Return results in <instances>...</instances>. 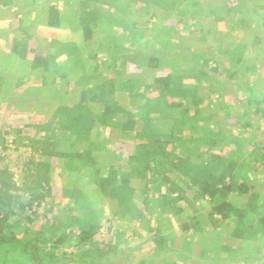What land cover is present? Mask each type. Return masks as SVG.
Here are the masks:
<instances>
[{"label": "trees", "instance_id": "obj_1", "mask_svg": "<svg viewBox=\"0 0 264 264\" xmlns=\"http://www.w3.org/2000/svg\"><path fill=\"white\" fill-rule=\"evenodd\" d=\"M76 1L82 9L75 17L65 18L57 3L45 0L40 12L35 7L33 19L44 28L78 30L80 43L31 33L22 18L30 16L26 13L17 19L11 39V53L43 71L42 84L50 87L56 107L39 127L56 131L59 139L36 136L25 143L28 152L17 154L15 170L8 153L18 145L11 147L0 127V264H264V191L259 185L264 135L256 134V121L245 119L250 108L264 117L263 92L252 79L245 80L247 73H260L264 63L259 47L264 0ZM11 3L0 0V8ZM135 5L140 8L136 13L148 15L151 27L140 24L141 16L127 20ZM177 24L203 42L190 52L192 59L213 63L214 70L223 66L229 78L242 83L234 98L242 105L237 111L220 102L207 121L198 123L199 105L209 99L197 95V86L184 73L161 69L158 52L166 45L161 35ZM116 27L128 32L127 42L113 32ZM225 29L236 31L227 43L221 41ZM143 30L156 40L144 39L141 50L144 45L137 40ZM117 48L125 52L115 59ZM254 51L261 61L252 57ZM24 78L22 72L9 78L0 68V106L22 108L18 103L25 100H10L9 94ZM260 80L264 86V77ZM103 128L115 132L119 142L114 147L106 135L94 134ZM124 135L134 140L126 159L118 152ZM57 167L75 175L74 181L57 183ZM82 178L114 201L111 216L99 218ZM152 187L161 189V206L181 217L177 237L150 218ZM199 199L209 205L206 225L188 211ZM121 219L131 226L115 228ZM223 223H228L229 241L216 232ZM127 230L131 251L146 244L150 255L113 259L114 234ZM205 232L208 237L196 239Z\"/></svg>", "mask_w": 264, "mask_h": 264}, {"label": "rangeland", "instance_id": "obj_2", "mask_svg": "<svg viewBox=\"0 0 264 264\" xmlns=\"http://www.w3.org/2000/svg\"><path fill=\"white\" fill-rule=\"evenodd\" d=\"M44 1L45 0H12V3L10 5L0 8V68L6 71L9 78H11L12 74L15 73L20 74L22 72L23 75H26V79L24 78L25 80L22 82V84H20L19 88L15 90V86H12L14 90H11L9 94L10 100H25V104L18 103L20 104V106H22V108H19L20 110L18 108L11 109L3 103L0 106V127L6 131L5 141H7V143L11 147L18 145L17 151L13 152L12 154L8 153V156H10L9 160L12 161L10 163L11 168L15 170L16 163L14 159L16 158L17 154H25L28 152L25 147V143L28 144V142L31 139H34L36 136L38 137L49 135L56 137L57 140L59 139V135L56 131L50 132L39 127V125H41V123L46 119L48 113H50V111H52L56 107L55 102H53L51 99L50 87L48 85L42 84L41 74L43 73V71L40 69L32 70L30 68L29 62L20 60L18 56L16 57L10 51L11 39L15 35L14 30L16 28L15 26L17 24V19L21 18L25 13L30 15L29 17L27 16L25 18L22 17L23 20H25L24 25L28 27L29 30H31V33H35L36 35L42 37H53L58 39L70 38L71 40L76 41L77 43H80L82 39L78 30L70 31V29L64 28L66 26H62L60 28H44L45 25L37 23L35 21L36 19H33L34 14L36 13V11L34 12V9L36 7V10L40 12L41 7L43 6L42 3ZM53 1L57 3L61 10L64 11L65 18L75 17L74 14L76 15L78 11L82 9L80 5H77L78 3L76 0H69V6H66V9H64L65 0ZM215 2H217L218 4L220 3L219 0H216ZM97 5H99L98 2ZM136 8L138 9L136 5L131 7L129 14L125 16L127 17L129 15L127 17V20H131L133 18L134 20H137L139 19L138 16H141L143 17V21H141L140 24L143 27L145 25L151 27L153 24H146V18H148V15L144 17L143 15L136 13L140 11V8L139 10H136ZM133 13H135V16L133 15ZM255 22H257V20H255ZM166 23L167 25H171L168 20L165 22V24ZM167 28L169 29V26H167ZM113 32L117 36H119L120 39H123L125 42L128 41L129 35L126 30L120 31V29L116 27ZM235 33H230L229 29H225L224 37H221V41L223 43L229 42V40L232 38V35H234ZM141 35L143 40H137L139 46L140 44L144 45V39L156 40L153 38V36L148 35V32L146 30H143L141 32ZM161 36L163 37V39H165L166 42L165 48L162 47V49H160L161 52H158V54H161L160 56L162 58L161 69H164L165 71H172L175 73H184L186 76L190 77L189 82H192V84L195 83V85L197 86V95H201L202 97H204V99H209L208 103H201L199 105V111L202 112V115L200 113V116L202 118L198 119V123L207 121V115H209L210 111L212 112V107L217 104H220V102L222 103L226 101L228 102V104L234 105V112L235 110L237 111L240 107H242V105L240 106V104L238 105L234 102V98H239L241 92L242 83L240 81H236V79L229 78L227 76V73L223 71V66H220L216 70H214L213 66L215 67V65L213 63L205 65L202 64L197 58L192 59L190 52L203 46V42L198 39L197 34H192L190 28H184L182 25L177 24L174 30H169ZM157 44L159 45L160 43H158L157 41ZM131 45L134 46L135 42L130 44L129 48ZM143 47L145 48L146 46H142L141 50L144 49ZM259 47L261 48V50L264 51V40L262 42V45H260ZM151 50L153 49H148L149 52ZM116 52L117 53H115V59H118L117 57L124 53L125 50L123 48H117ZM253 53L254 55H252V57H255L257 59V62L261 61L260 52L258 53V51H254ZM58 61H60L59 64H64L63 58H59ZM110 61H112L111 57ZM263 66L264 63L261 64V70L259 69L260 73H247V75H245V80L252 79L264 94V86L261 85L262 81L260 80L262 77H264ZM145 72L146 71L144 70L142 73ZM130 74V72H125L124 75L127 76ZM10 80L11 82H15L14 78ZM217 98L218 101L214 104L213 102H216L214 100H216ZM230 99L233 101H231ZM251 111L252 108H250V112ZM250 112L248 113V115H246L245 119L247 120L248 118H250L251 121H256L258 124V126L256 127H259L258 132L256 134H259V136L264 135V117H260L259 115ZM212 119L213 121L216 119L214 122L217 121L216 116ZM139 126L135 125V129H137ZM248 130L250 131L251 127H249ZM94 134H97L99 139H103L106 135L108 137V145H111V147H114L115 144L119 142L117 141L116 143L117 136L115 132H110L108 129L103 128L99 129V131L95 130ZM124 138V141H122V150L117 151L120 153L121 158L124 157L126 159L128 153L134 148V140L131 137H128V135H126ZM256 145L260 146V142H257ZM39 157L43 156L38 155L37 158ZM262 173L263 175L259 179V185L263 189L262 191H264V172ZM55 175L57 178V183H65V181H68V179L70 181H74L73 178L76 177L75 175H66L60 167L56 168ZM81 181H83L82 186L87 190L91 198L92 205L97 211L99 218L102 219L108 217L111 213V209H113L114 207V201H110L107 198H103L99 194L97 189L94 190L90 179L84 180V178H82ZM160 191L161 189L158 190V188L152 187L151 192L149 193L150 197L152 198L154 207L150 218L154 222L155 220H158L163 230H168L169 235H174V237H177L180 234L179 229L181 217L173 214L171 209L169 211L168 209H165L161 206V202L159 201ZM188 209V211H190L191 213L198 215L200 217V221L203 222V224H207L208 218L206 217V214L209 210V205L206 201L202 199L193 201V204L188 207ZM228 223H230V221ZM228 223L221 224L220 227H218V229L216 230V232H218L219 237L223 236V238H227V240L229 241V237L227 235ZM114 224L115 228L124 229L125 227L131 226L132 223L129 225V221L121 219L118 222L116 221ZM129 234V230L124 232L123 235H121L120 233L114 234V241L118 246L115 252L112 253L113 259H126L130 261L151 254L152 248H146V244L145 246L142 245L137 247L138 250L135 249L131 251V242L126 240ZM196 236V239L199 240L201 237H208L209 232L197 233ZM141 242L144 241L141 239Z\"/></svg>", "mask_w": 264, "mask_h": 264}]
</instances>
